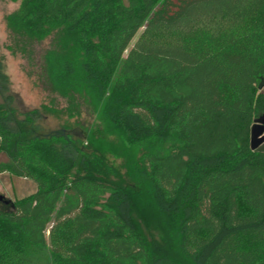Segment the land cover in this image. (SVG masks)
<instances>
[{"label":"trees","instance_id":"1","mask_svg":"<svg viewBox=\"0 0 264 264\" xmlns=\"http://www.w3.org/2000/svg\"><path fill=\"white\" fill-rule=\"evenodd\" d=\"M7 20L49 39L53 96L18 112L0 59V173L37 186L0 206V264H262L242 238L264 246V0H21Z\"/></svg>","mask_w":264,"mask_h":264},{"label":"rangeland","instance_id":"2","mask_svg":"<svg viewBox=\"0 0 264 264\" xmlns=\"http://www.w3.org/2000/svg\"><path fill=\"white\" fill-rule=\"evenodd\" d=\"M20 6L21 0H0V59L3 63V70L10 80V92L14 95V106L21 113L39 107L44 101L47 102L53 94L42 89V83L40 84L38 78V73L42 72L43 53L49 45V39L35 41L24 35L22 30H17L14 25H11V29L8 25V16L18 12ZM141 32L142 29L134 35L124 55L135 44ZM262 91L264 92V86ZM61 122L62 119L53 115H44L39 121L40 132H50L58 128ZM6 158V154L0 151V162L5 161ZM110 158L115 165L119 164V159ZM36 189V183L31 179L16 177L8 172L0 173V196L4 200L12 202L19 200L32 194ZM3 199L0 200V206L5 205ZM141 212L143 217L154 218L150 212L144 210ZM140 221V228L151 244H160L158 235L153 228L146 226L144 218H141ZM242 242L243 246L247 248L256 250L264 248L262 241L253 239L251 236H244ZM260 259L264 264V255Z\"/></svg>","mask_w":264,"mask_h":264},{"label":"water","instance_id":"3","mask_svg":"<svg viewBox=\"0 0 264 264\" xmlns=\"http://www.w3.org/2000/svg\"><path fill=\"white\" fill-rule=\"evenodd\" d=\"M250 148L256 149L264 143V115L255 119L250 128Z\"/></svg>","mask_w":264,"mask_h":264},{"label":"flooded vegetation","instance_id":"4","mask_svg":"<svg viewBox=\"0 0 264 264\" xmlns=\"http://www.w3.org/2000/svg\"><path fill=\"white\" fill-rule=\"evenodd\" d=\"M2 199H3L2 196H0V200H2ZM3 201H4V202H7V200H4V199H3Z\"/></svg>","mask_w":264,"mask_h":264}]
</instances>
